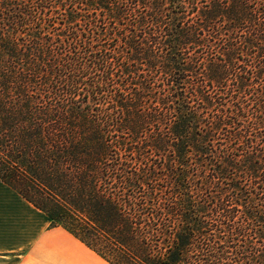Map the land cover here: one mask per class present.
<instances>
[{"label":"trees","instance_id":"trees-1","mask_svg":"<svg viewBox=\"0 0 264 264\" xmlns=\"http://www.w3.org/2000/svg\"><path fill=\"white\" fill-rule=\"evenodd\" d=\"M0 180L109 264H264V0H0Z\"/></svg>","mask_w":264,"mask_h":264},{"label":"crops","instance_id":"crops-1","mask_svg":"<svg viewBox=\"0 0 264 264\" xmlns=\"http://www.w3.org/2000/svg\"><path fill=\"white\" fill-rule=\"evenodd\" d=\"M0 264H104L99 255L0 180Z\"/></svg>","mask_w":264,"mask_h":264},{"label":"rangeland","instance_id":"rangeland-1","mask_svg":"<svg viewBox=\"0 0 264 264\" xmlns=\"http://www.w3.org/2000/svg\"><path fill=\"white\" fill-rule=\"evenodd\" d=\"M99 258H100V260H102V262L104 263V264H109L107 261H105L103 258H101L100 256H99Z\"/></svg>","mask_w":264,"mask_h":264}]
</instances>
